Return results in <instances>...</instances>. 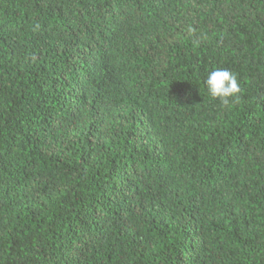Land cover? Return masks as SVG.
Listing matches in <instances>:
<instances>
[{
    "label": "trees",
    "instance_id": "16d2710c",
    "mask_svg": "<svg viewBox=\"0 0 264 264\" xmlns=\"http://www.w3.org/2000/svg\"><path fill=\"white\" fill-rule=\"evenodd\" d=\"M0 264H264V0H0Z\"/></svg>",
    "mask_w": 264,
    "mask_h": 264
},
{
    "label": "clouds",
    "instance_id": "9594fccd",
    "mask_svg": "<svg viewBox=\"0 0 264 264\" xmlns=\"http://www.w3.org/2000/svg\"><path fill=\"white\" fill-rule=\"evenodd\" d=\"M204 86L210 97L218 99L225 107L234 102L241 91L235 74L223 68L211 70L204 80Z\"/></svg>",
    "mask_w": 264,
    "mask_h": 264
}]
</instances>
